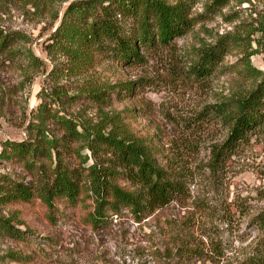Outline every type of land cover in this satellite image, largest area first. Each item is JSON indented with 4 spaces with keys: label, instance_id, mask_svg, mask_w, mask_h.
Here are the masks:
<instances>
[{
    "label": "rangeland",
    "instance_id": "rangeland-1",
    "mask_svg": "<svg viewBox=\"0 0 264 264\" xmlns=\"http://www.w3.org/2000/svg\"><path fill=\"white\" fill-rule=\"evenodd\" d=\"M71 1L0 0V30L21 38L12 51H0V178L32 182L41 166H50L45 159L32 171L16 159L2 158L7 142L29 139V126L37 118L46 119L58 136L62 127L54 114L81 125H106L119 118L130 133L157 145L162 163L182 167L191 199L184 207L172 203L139 222L131 216L115 220L104 230H93L83 223L84 211L62 203L57 204L59 216H66L53 221L40 199L0 203V216L23 235L16 239L0 233V264H177L178 259L171 262L165 255L175 246L173 232L180 233V241L195 219L197 238L214 239L225 250V258L215 264H240L264 237L259 223L264 217V139L253 135L225 166L213 170L211 152L226 140L228 128L211 111L264 77V0L220 5L198 0L191 9L192 30L149 53L144 67L107 62L85 74L70 69L51 46ZM222 37L232 44L219 67L207 78L195 77L191 65L197 53ZM105 81L138 83L137 95L100 106L85 87ZM82 146L76 160L87 157L90 164L94 156ZM191 241L196 242L195 235Z\"/></svg>",
    "mask_w": 264,
    "mask_h": 264
},
{
    "label": "trees",
    "instance_id": "trees-1",
    "mask_svg": "<svg viewBox=\"0 0 264 264\" xmlns=\"http://www.w3.org/2000/svg\"><path fill=\"white\" fill-rule=\"evenodd\" d=\"M197 1L72 0L52 35L51 46L79 74L107 62L139 69L146 65L149 53L170 46L174 38L192 30L195 17L191 9ZM224 1L214 0L213 5ZM20 39L16 33L0 30V51H12ZM231 44L232 40L222 37L216 44L203 47L191 65L195 77L211 76ZM137 87L138 83L128 81L89 82L85 91L92 101L103 106L136 96ZM211 112L228 128L226 140L211 152V168L215 170L225 166L238 146L253 135L260 134L264 139V77L251 90L213 106ZM53 117L62 127L60 136L50 132L46 119L39 117L29 126V139L5 144L2 158L16 159L32 171L40 169L37 164L45 159L51 164L41 166L32 182L1 177L0 203L40 199L50 211L51 221L63 216H59L57 206L62 203L84 211L83 223L93 230H104L115 220L131 216L139 222L172 203L184 207L191 199L182 167L162 163L157 145L150 138L130 133L121 119L106 125H81L67 116ZM80 144L81 150L88 148L92 152L94 160L90 164L86 165L87 157L77 162L74 154L80 156ZM259 223L264 229V217ZM185 228L180 241V233L173 232L175 246L165 254L171 262L178 259L177 264H215L225 258L220 243L197 238L196 219ZM173 229L178 231L175 226ZM0 233L16 239L23 237L11 220L2 216ZM194 235L196 242L192 245ZM240 264H264V237Z\"/></svg>",
    "mask_w": 264,
    "mask_h": 264
}]
</instances>
